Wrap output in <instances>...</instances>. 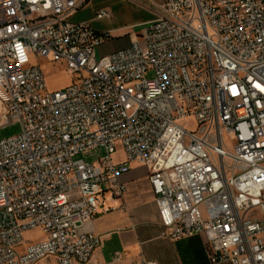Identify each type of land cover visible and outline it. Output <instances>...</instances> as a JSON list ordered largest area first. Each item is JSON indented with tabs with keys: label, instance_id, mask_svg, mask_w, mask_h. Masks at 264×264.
Wrapping results in <instances>:
<instances>
[{
	"label": "built area",
	"instance_id": "obj_1",
	"mask_svg": "<svg viewBox=\"0 0 264 264\" xmlns=\"http://www.w3.org/2000/svg\"><path fill=\"white\" fill-rule=\"evenodd\" d=\"M87 1L0 0V129L21 125L0 140V264L120 261L96 260L103 237L84 226L125 197L134 162L162 237L204 235L209 264H264V0H152L153 19L108 31L70 20ZM42 59L73 82L49 91ZM99 149L98 165L79 158Z\"/></svg>",
	"mask_w": 264,
	"mask_h": 264
},
{
	"label": "crops",
	"instance_id": "obj_2",
	"mask_svg": "<svg viewBox=\"0 0 264 264\" xmlns=\"http://www.w3.org/2000/svg\"><path fill=\"white\" fill-rule=\"evenodd\" d=\"M131 41L130 36L112 39L100 47L99 53L110 54L130 45ZM149 174L148 167L132 163L131 171L123 176L128 184L125 197L107 195L100 213L85 224L86 230L103 237L95 259L101 263L113 262L115 253L121 252L122 259L113 264H137L143 258L158 264H209L204 235L178 239L161 236V220Z\"/></svg>",
	"mask_w": 264,
	"mask_h": 264
},
{
	"label": "rangeland",
	"instance_id": "obj_3",
	"mask_svg": "<svg viewBox=\"0 0 264 264\" xmlns=\"http://www.w3.org/2000/svg\"><path fill=\"white\" fill-rule=\"evenodd\" d=\"M101 8H107L113 14L111 19H95L96 11ZM156 10L152 0H88L85 6L78 10L70 20L72 22L92 20V25L96 30L108 31L117 28H130L146 22L154 17ZM131 31L132 29L124 31L122 34H129ZM105 45L102 47H105ZM39 64L46 74L49 91L62 89L73 82L74 75L68 71L65 63L59 64L42 59L39 60ZM20 131V123H12L0 129V140L18 134ZM103 156L104 151L99 149L86 155H81L79 158L98 165V158ZM115 160H123V155L118 153L115 156ZM42 237L43 233L40 229L27 232L25 245L35 243ZM41 264H48V261H43Z\"/></svg>",
	"mask_w": 264,
	"mask_h": 264
}]
</instances>
